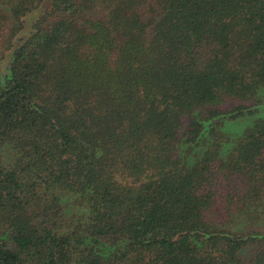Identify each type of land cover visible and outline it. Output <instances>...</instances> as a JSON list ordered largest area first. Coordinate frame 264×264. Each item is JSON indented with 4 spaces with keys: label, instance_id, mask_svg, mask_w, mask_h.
Here are the masks:
<instances>
[{
    "label": "trees",
    "instance_id": "16d2710c",
    "mask_svg": "<svg viewBox=\"0 0 264 264\" xmlns=\"http://www.w3.org/2000/svg\"><path fill=\"white\" fill-rule=\"evenodd\" d=\"M0 264H264V0H0Z\"/></svg>",
    "mask_w": 264,
    "mask_h": 264
}]
</instances>
